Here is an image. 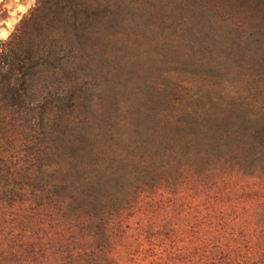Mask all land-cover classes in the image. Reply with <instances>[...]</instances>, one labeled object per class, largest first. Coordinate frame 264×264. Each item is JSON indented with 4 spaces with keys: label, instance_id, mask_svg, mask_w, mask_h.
<instances>
[{
    "label": "trees",
    "instance_id": "obj_1",
    "mask_svg": "<svg viewBox=\"0 0 264 264\" xmlns=\"http://www.w3.org/2000/svg\"><path fill=\"white\" fill-rule=\"evenodd\" d=\"M105 1L137 10L125 20L173 25L176 54L192 40L210 43L209 65L219 70L221 60L251 49L248 44L264 51V31L238 20L239 0ZM51 9L33 10L0 41V264H113L123 214L140 194L227 168L264 170V98L221 84L220 76L191 93L175 82V72L162 73L151 100L132 114L127 105L124 120L84 117L70 126L66 117L82 107L79 92L93 88L92 76L86 65L81 78L59 85L70 61L57 40L33 39L49 27L41 17ZM195 50L197 63L209 61ZM182 54L189 62V50ZM175 92L182 94L177 101L169 99ZM59 118L60 128L46 140L27 139V119ZM63 124L79 133L59 139Z\"/></svg>",
    "mask_w": 264,
    "mask_h": 264
},
{
    "label": "rangeland",
    "instance_id": "obj_2",
    "mask_svg": "<svg viewBox=\"0 0 264 264\" xmlns=\"http://www.w3.org/2000/svg\"><path fill=\"white\" fill-rule=\"evenodd\" d=\"M48 5L51 11L41 18L49 27L36 31L33 39L41 44L57 40L59 54L70 61V67L60 71L59 85L65 87L72 77L81 78L88 72L86 65L92 76L93 88L79 92L82 107L66 117L70 126L84 117L104 124L124 120L127 105L132 114L151 100L162 73L175 72V82L192 88L191 93L220 76L221 84L228 81L236 90L264 98L261 45L251 43L245 46L251 49L230 54V59L221 60L224 69L219 70L209 65L214 61L210 43L198 45L192 40L176 54L171 46L173 25L125 20L137 10L108 7L105 0H1L0 35L6 30L7 36H0V41L9 40L33 10ZM237 8L238 20L264 31V0H239ZM196 48L206 52V65L197 63ZM187 49L190 59L184 63L182 53ZM47 83L40 80V86ZM181 96L175 92L169 99L177 101ZM60 122L62 118L48 124L27 119V139L46 140L49 130L59 129ZM69 125L63 124L55 133L59 139L79 133ZM123 218L113 264H264V170L227 168L185 181L173 190H149L140 194Z\"/></svg>",
    "mask_w": 264,
    "mask_h": 264
},
{
    "label": "bare ground",
    "instance_id": "obj_3",
    "mask_svg": "<svg viewBox=\"0 0 264 264\" xmlns=\"http://www.w3.org/2000/svg\"><path fill=\"white\" fill-rule=\"evenodd\" d=\"M1 1V0H0ZM21 11H23L22 9H20ZM7 27L10 28V24H7ZM1 37H6L7 36V31L6 30H2L1 31Z\"/></svg>",
    "mask_w": 264,
    "mask_h": 264
},
{
    "label": "snow or ice",
    "instance_id": "obj_4",
    "mask_svg": "<svg viewBox=\"0 0 264 264\" xmlns=\"http://www.w3.org/2000/svg\"><path fill=\"white\" fill-rule=\"evenodd\" d=\"M23 10V9H22Z\"/></svg>",
    "mask_w": 264,
    "mask_h": 264
}]
</instances>
